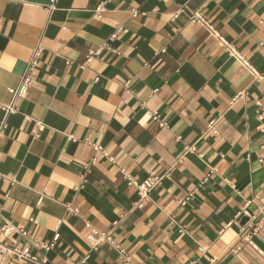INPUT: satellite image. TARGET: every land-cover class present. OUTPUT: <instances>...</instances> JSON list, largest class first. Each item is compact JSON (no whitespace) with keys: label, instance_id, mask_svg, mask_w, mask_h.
Listing matches in <instances>:
<instances>
[{"label":"crops","instance_id":"obj_1","mask_svg":"<svg viewBox=\"0 0 264 264\" xmlns=\"http://www.w3.org/2000/svg\"><path fill=\"white\" fill-rule=\"evenodd\" d=\"M196 11L264 74V0H0V228L52 264H264V81Z\"/></svg>","mask_w":264,"mask_h":264},{"label":"built area","instance_id":"obj_2","mask_svg":"<svg viewBox=\"0 0 264 264\" xmlns=\"http://www.w3.org/2000/svg\"><path fill=\"white\" fill-rule=\"evenodd\" d=\"M97 11L98 12L102 11V6L98 7ZM180 13H182V11H180ZM178 15L179 13L176 14L175 17H177ZM190 22L193 24L201 25L207 31L209 37L216 41L217 45L224 51V53L228 57L235 59L240 64H242L250 72V74L254 77L255 80L264 81V74L259 73L255 69V67L251 64V62L247 58H245L238 51V49L234 45H232L224 35L220 33V31L215 26L206 19L204 15L196 11L190 16ZM42 52H43V48L41 45H39L33 50L32 57L27 64L26 70L22 75L18 86L9 90L10 94L12 95L11 103L3 106L6 119L8 116L18 113L19 108L17 107L16 104L17 101L20 99H25L27 97L30 83L32 81V75L36 69L38 59ZM100 52L101 50L89 51L88 55L86 56L85 64L82 67H84L87 63L91 62L93 60V57L100 54ZM68 64H70V62ZM243 97H244V93H239L233 99V102H235L238 99H242ZM257 106H258V117L260 120H264V94L261 97V99L257 102ZM152 118L154 119V121L160 123L161 126L163 127L167 126L166 123H161L160 116L158 113H153ZM5 127L6 124L4 122L2 126V131L0 132V136L3 135V130L5 129ZM190 150L196 152V149L194 147H192ZM90 172H91L90 165H87L86 173L89 174ZM127 178L130 184H135L137 186L141 198L145 200L148 198L149 193L155 188V186L161 182L163 177L160 176L150 177L149 179H147L146 181L140 184L136 183L130 177ZM180 203L181 205H185L186 201H181ZM71 211L75 213H79L78 209H71ZM262 220L264 223V215L262 217ZM0 230L2 234L0 236V259L2 264H5V262L9 259L24 261L28 264H52L45 254L41 253L39 255V254H34L32 252L33 244L28 241L29 234L25 229L17 228L11 223H5L3 226H1ZM183 230L184 229H181L182 232ZM15 238L18 241L11 243L12 240H14ZM59 238L60 235L56 234L53 240L54 243H50V244L41 243L45 251L48 252L52 250L55 247V243L59 240ZM21 240L27 241V244L21 245L19 243V241ZM87 240L92 245L93 248H97L98 245L103 241H108L118 251L123 252L120 246L114 241L113 237L110 234H100L97 231L93 230L92 233L88 236Z\"/></svg>","mask_w":264,"mask_h":264}]
</instances>
